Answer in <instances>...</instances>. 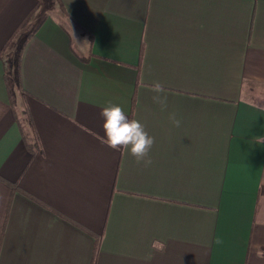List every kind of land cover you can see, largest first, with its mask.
<instances>
[{
	"label": "crops",
	"instance_id": "crops-1",
	"mask_svg": "<svg viewBox=\"0 0 264 264\" xmlns=\"http://www.w3.org/2000/svg\"><path fill=\"white\" fill-rule=\"evenodd\" d=\"M0 264H264V0H0Z\"/></svg>",
	"mask_w": 264,
	"mask_h": 264
},
{
	"label": "clouds",
	"instance_id": "clouds-1",
	"mask_svg": "<svg viewBox=\"0 0 264 264\" xmlns=\"http://www.w3.org/2000/svg\"><path fill=\"white\" fill-rule=\"evenodd\" d=\"M149 87L153 93V102L159 105L162 111L165 110L168 98L163 84L157 81ZM100 116L103 120L104 135L100 137L103 144L115 151L127 150L138 164L151 165L152 160L149 153L155 140L148 134L145 126L139 120L129 119L123 108L114 103H109L103 107ZM169 120L176 127L181 124L175 113L169 114ZM160 250H163V246L160 247Z\"/></svg>",
	"mask_w": 264,
	"mask_h": 264
}]
</instances>
